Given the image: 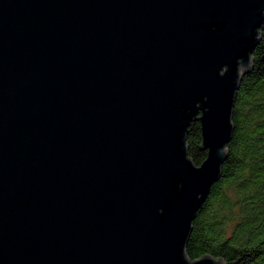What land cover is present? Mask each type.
Wrapping results in <instances>:
<instances>
[{"label":"water","instance_id":"95a60500","mask_svg":"<svg viewBox=\"0 0 264 264\" xmlns=\"http://www.w3.org/2000/svg\"><path fill=\"white\" fill-rule=\"evenodd\" d=\"M263 29L264 0H0V264H226L187 245Z\"/></svg>","mask_w":264,"mask_h":264},{"label":"trees","instance_id":"16d2710c","mask_svg":"<svg viewBox=\"0 0 264 264\" xmlns=\"http://www.w3.org/2000/svg\"><path fill=\"white\" fill-rule=\"evenodd\" d=\"M252 70L243 77L234 105V132L222 176L194 221L187 255L222 258L226 264H264V29ZM188 155L200 166L208 151L202 127L192 121Z\"/></svg>","mask_w":264,"mask_h":264}]
</instances>
